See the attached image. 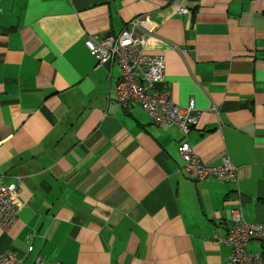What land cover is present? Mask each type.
Instances as JSON below:
<instances>
[{
  "label": "crops",
  "instance_id": "obj_1",
  "mask_svg": "<svg viewBox=\"0 0 264 264\" xmlns=\"http://www.w3.org/2000/svg\"><path fill=\"white\" fill-rule=\"evenodd\" d=\"M138 17L174 102L198 113L187 135L115 105L119 67L85 46ZM183 142L228 156L239 185L190 179ZM18 179L0 254L24 264H229L230 210L264 224V0H0V187Z\"/></svg>",
  "mask_w": 264,
  "mask_h": 264
},
{
  "label": "built area",
  "instance_id": "obj_2",
  "mask_svg": "<svg viewBox=\"0 0 264 264\" xmlns=\"http://www.w3.org/2000/svg\"><path fill=\"white\" fill-rule=\"evenodd\" d=\"M177 11L179 14L187 12L179 5ZM148 21L153 23L149 18ZM144 22L142 17L134 19L130 27L116 37L92 35L85 40V46L99 65L115 64L119 67L121 76L112 97L115 105L129 107L136 103L153 123L175 124L187 135L196 125L198 113L193 103L182 108L174 102L166 85L165 57L145 52L147 32L136 36V30ZM178 151L187 176L197 183L216 178L239 185V169L228 156L223 157L220 167H215L202 162L189 142H183ZM20 193L19 179L0 187V228L3 230H9L18 220L23 206ZM229 225L227 236L216 238L217 243L231 248L229 264H264V224L248 223L243 205L239 204L230 210ZM252 243L258 244L257 250L249 248ZM0 264H24V259L10 251L0 254ZM33 264L44 263L38 258Z\"/></svg>",
  "mask_w": 264,
  "mask_h": 264
}]
</instances>
